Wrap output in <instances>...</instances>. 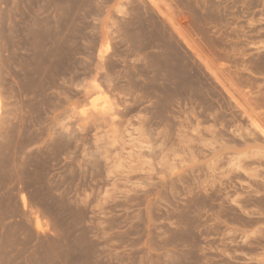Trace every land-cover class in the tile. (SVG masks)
Segmentation results:
<instances>
[{"label":"rangeland","instance_id":"374dc122","mask_svg":"<svg viewBox=\"0 0 264 264\" xmlns=\"http://www.w3.org/2000/svg\"><path fill=\"white\" fill-rule=\"evenodd\" d=\"M0 264H264V0H0Z\"/></svg>","mask_w":264,"mask_h":264},{"label":"bare ground","instance_id":"6f19581e","mask_svg":"<svg viewBox=\"0 0 264 264\" xmlns=\"http://www.w3.org/2000/svg\"><path fill=\"white\" fill-rule=\"evenodd\" d=\"M161 53H163V52H161ZM165 53V52H164ZM170 58V57H169ZM169 63V62H168Z\"/></svg>","mask_w":264,"mask_h":264}]
</instances>
